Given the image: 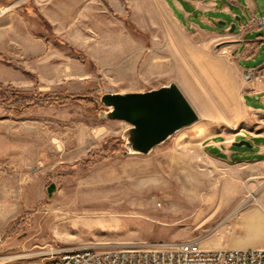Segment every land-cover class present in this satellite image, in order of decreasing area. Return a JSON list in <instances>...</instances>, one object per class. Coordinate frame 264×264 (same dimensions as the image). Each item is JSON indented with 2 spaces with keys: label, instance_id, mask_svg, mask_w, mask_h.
Instances as JSON below:
<instances>
[{
  "label": "rangeland",
  "instance_id": "obj_1",
  "mask_svg": "<svg viewBox=\"0 0 264 264\" xmlns=\"http://www.w3.org/2000/svg\"><path fill=\"white\" fill-rule=\"evenodd\" d=\"M194 1L4 0L12 8L0 18V36L12 41L0 43V264H42L49 249L89 245L202 238V248L219 249L223 237L249 249L264 244L256 216H264V156L245 146H233L232 159L207 149L261 134L244 108L257 104L241 97L225 64L241 32L242 41L264 37V28L249 25L264 17V0L217 3L204 16L221 40L187 35L193 49L182 54L174 18L213 6ZM252 49L237 61L240 70L264 61V46ZM181 60L192 66L178 67ZM170 83L199 120L148 155H124L129 125L102 119L100 97ZM249 142L264 146L262 138Z\"/></svg>",
  "mask_w": 264,
  "mask_h": 264
},
{
  "label": "built area",
  "instance_id": "obj_2",
  "mask_svg": "<svg viewBox=\"0 0 264 264\" xmlns=\"http://www.w3.org/2000/svg\"><path fill=\"white\" fill-rule=\"evenodd\" d=\"M11 8V4L5 6L4 0H0V18ZM249 25L264 28V17L252 18ZM241 81L245 87L255 83L264 88V61L257 68L244 70ZM202 241V238H192L182 243L131 245L113 249H101V245L55 248L43 252L42 257L51 259V264H264V248L207 249L201 247Z\"/></svg>",
  "mask_w": 264,
  "mask_h": 264
},
{
  "label": "water",
  "instance_id": "obj_3",
  "mask_svg": "<svg viewBox=\"0 0 264 264\" xmlns=\"http://www.w3.org/2000/svg\"><path fill=\"white\" fill-rule=\"evenodd\" d=\"M239 21L236 17L228 29L229 33L234 32ZM100 103L106 109L102 112V119L129 125L122 134L124 155H148L176 132L199 120L196 111L174 83L145 92L103 94ZM233 146L251 147V144L241 140L234 142ZM54 191L55 185L51 184L47 195L50 197Z\"/></svg>",
  "mask_w": 264,
  "mask_h": 264
},
{
  "label": "crops",
  "instance_id": "obj_4",
  "mask_svg": "<svg viewBox=\"0 0 264 264\" xmlns=\"http://www.w3.org/2000/svg\"><path fill=\"white\" fill-rule=\"evenodd\" d=\"M186 1V0H185ZM199 1V0H197ZM197 1H194L193 4L195 5V7H197V9H201L199 4H196ZM223 1H229L234 3V0H212L213 2V6L209 9H201V13L197 14V15H193L192 18L189 16V14L184 13L183 12V20L179 21L176 18H173L177 21V23L180 25V32L182 33V42H181V48H182V54L185 53L186 50H192L193 46L189 45L188 47L185 45V39L189 38L187 35L190 34H195V35H207L209 36V38L213 41L215 40H221V36H222V32H218L217 29L214 27L215 26V22L213 20H208L204 15L211 9L217 8V3L219 2H223ZM176 3V2H175ZM176 5L178 7L179 4L176 3ZM224 7V5H222V8ZM203 22V23H207L210 24L211 27L207 28H203L201 27L199 24ZM2 25H0V34L2 32H4V30L2 29ZM244 31L243 33L241 32V34H239V36L237 37V39H232L231 42H236L232 45H227V48H230V52H229V56H231V59H228V61H226L227 63L225 64L227 68H229L231 70V72H233L236 81H238L240 88H241V97L243 95L248 96V98L250 99V101H252L253 103H256L257 106H245L244 104V108L246 110L247 113L252 114L257 116L258 118L254 121V123H252L253 125H257L258 127L261 128V134L258 135H250V136H245V140H247L249 142L250 139H256V138H262L264 139V88L259 85V84H251L249 86H243L242 82H241V74L244 70L246 69H242L240 70L237 66V61H239L241 58H249L251 55H253L254 49H252V46H264V37L259 36L256 40L253 41H242V37H243ZM12 41V38L7 37V36H0V43H2L3 41ZM230 42V41H229ZM206 44V43H205ZM202 43V48L203 49H208V45ZM244 47V52L240 55L234 56V52L237 49H241ZM196 49H201V47H197ZM189 52V51H188ZM197 58V57H196ZM186 60V58H184ZM185 60H181L182 62H180L178 64V67H181L182 69H185L186 65H191L190 61H188L187 63L185 62ZM196 62V61H195ZM198 63V62H196ZM192 66V65H191ZM187 70V69H186ZM184 80V79H183ZM257 122V123H256ZM250 143V142H249ZM232 146L227 147L226 149H222L219 145V143L216 142H211L209 144V147L207 149H211L212 151H215L216 153H218V155H226L228 154L230 156V158H233V155L235 154L234 151H232ZM253 145L251 144L252 150L250 151L251 154L253 155H257V156H264V146L257 144V146L253 149ZM244 154V153H243ZM264 159V157L262 158ZM260 159V160H262ZM260 160H256V161H260ZM243 161V160H240ZM248 162V161H247ZM251 162V161H249ZM257 213V217L258 219H260L262 222H264V216L260 213V212H256ZM203 242V241H202ZM159 243H168V242H153V243H149V244H159ZM244 242L243 240H238L235 237H232L230 239H227L226 237L221 238L218 241V245L217 247L219 248H230V249H249L247 247L244 246ZM256 248H264V244L259 245V246H254L251 249H256Z\"/></svg>",
  "mask_w": 264,
  "mask_h": 264
},
{
  "label": "bare ground",
  "instance_id": "obj_5",
  "mask_svg": "<svg viewBox=\"0 0 264 264\" xmlns=\"http://www.w3.org/2000/svg\"><path fill=\"white\" fill-rule=\"evenodd\" d=\"M42 264H51V259H48L47 261H45L44 263Z\"/></svg>",
  "mask_w": 264,
  "mask_h": 264
}]
</instances>
